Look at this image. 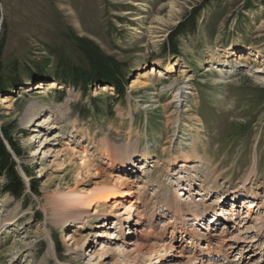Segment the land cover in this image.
<instances>
[{
	"label": "rangeland",
	"instance_id": "obj_1",
	"mask_svg": "<svg viewBox=\"0 0 264 264\" xmlns=\"http://www.w3.org/2000/svg\"><path fill=\"white\" fill-rule=\"evenodd\" d=\"M84 40L112 57L126 74L124 96L110 84L76 85L67 76L68 64L86 62L80 49ZM246 49L264 55V0H0V80L5 86L0 127L8 128L21 151L17 155L5 140L25 182V191L17 197L0 177V264L124 263L115 260L118 248L132 245L109 238L108 233L119 228L109 214L115 211L112 202L99 211L110 217L114 228L96 237L95 225L104 215L69 226L70 209L60 200L74 189L120 185L115 182L119 162L111 166L97 153L105 147L102 140L109 141L120 161L131 141L137 146L138 163L144 151L152 157L150 167L132 174L137 182L133 198H139L145 216L144 225L137 227L138 242L151 247L150 264L157 252L165 251H159L163 243L176 247L172 255L186 244L190 247L187 238L177 248L184 227L221 233L210 221L211 207L232 216L224 221L230 226L222 238L233 246L226 261L264 264V233L257 229L264 216V57H247ZM154 64L158 71L144 77ZM171 66L170 77L161 75ZM62 76L70 78L65 83L58 78ZM52 81L57 84L51 86ZM145 81L149 84L143 85ZM41 82L43 88L27 90ZM99 85L110 87L99 90ZM46 117L48 124L42 123ZM45 137L54 151L42 160ZM193 149L199 156L191 170L182 172V152ZM83 150L94 168L102 170L100 178L93 168L89 173L80 167ZM174 156L180 162L174 164ZM188 175L196 176L194 190L188 181L186 189H180L179 177ZM247 178L246 188L234 192ZM201 187L209 192L197 195ZM237 194L246 201L256 197L262 206L255 208L252 219L247 218L244 199L231 205ZM176 199H184L179 218L165 208ZM195 205L207 214L206 220L190 219L188 209L195 211ZM170 220L172 228H167ZM174 229L178 241L170 242ZM69 236L73 239L67 240ZM96 241L101 242L98 248L117 249L106 259L94 260L89 254ZM213 253L205 263L218 251ZM185 256L176 263L187 264ZM171 258L165 264H173Z\"/></svg>",
	"mask_w": 264,
	"mask_h": 264
},
{
	"label": "bare ground",
	"instance_id": "obj_2",
	"mask_svg": "<svg viewBox=\"0 0 264 264\" xmlns=\"http://www.w3.org/2000/svg\"><path fill=\"white\" fill-rule=\"evenodd\" d=\"M233 50V49H232ZM245 54L247 57L248 56H256V57H260L263 56V54H261L260 52H256L254 53L253 50L250 49H246L244 50ZM234 52H236V50H233V54ZM166 72L164 73L162 71L161 75H163L164 77L168 78L170 77V74L174 69L173 66L171 67H167ZM158 69L156 68V64H154L151 68L150 71L145 72L143 74L144 77H148L149 73L152 74L154 72H157ZM185 71V70H182ZM44 82L38 83L35 86H33L32 88H27V90L29 89H39V88H43V84ZM136 82H132L131 86L135 85ZM57 83L55 81L50 82L51 86H55ZM149 84V81H145L143 83V85H147ZM171 88L174 87V84H170ZM110 86L108 85H99L97 87V89L99 90H106L108 89ZM189 88V86L187 87ZM25 89V88H24ZM181 99H179L180 101ZM7 99L5 97L2 98V102L3 103H7ZM36 114L34 113V115L32 117H34ZM177 121V120H176ZM46 122L48 124L49 122V118H45L43 120L42 123ZM42 123H36V127H39L42 125ZM55 127V126H54ZM33 131H39L40 130L38 128H34ZM46 142L42 143L44 145H42V148L40 149L41 151H43V157L41 158L42 160H45L47 157H50L52 154V151H54V149H52L51 147L48 148V143L51 141V139H48V137L44 138ZM102 144L103 149L99 150L97 153H99L101 156L100 157H104L107 161H105L106 163L109 162V165L111 166H115L118 162H119V167H121L120 169V178L115 179L116 181L120 182V185H107V184H99V185H95L93 186L91 189H80V190H71L70 192H68L65 196V198L60 199L62 204L65 205L68 209H70V216L67 220V225L69 226H74L75 223H77L78 221H82L84 219L87 218H91V217H96V216H100V215H104V219L103 221L97 223V225H95L97 230V236L96 237H100V236H104V233H101L102 231H106L107 228L112 227L114 228V226L110 225V223H112V221H108L110 219V217H106V214H102L99 211V207L105 205L107 202H112V208L113 210H115L114 212H110L109 214H111V216H113L112 218L115 217V223L117 228V233L114 232H109V238L110 239H116L118 237L125 239V243H127V245H132L131 248H121L119 247L118 250V255L117 258L115 259L116 261H123V264H143L151 261L152 257H153V252L151 247H148L144 244H139V239H140V232L141 230L138 229V226L144 225L145 222V216L142 212V210H140V203L141 201L139 200V198H133L134 195L136 194V190L135 187L137 186V182H135V180L132 177V174L136 173L138 171L137 168L139 169H144L147 168L148 166L150 167V159L152 158L150 156V154L147 151L143 152V156H141V160L139 158V163H138V159L137 157V150H136V144L134 142H130V150H128L127 154H124V158L120 161V159H117L116 153L114 152V150L111 148V146H109V141L108 140H102ZM132 146V147H131ZM109 147V149L107 148ZM40 151V152H41ZM87 151L83 150V158L80 161V167L83 169H86L87 172L91 173L92 168L95 170L94 174L96 178H100L103 174H102V170L100 168H94V166L92 165L91 161L89 158H87ZM197 151L195 149H193V151L187 152V151H183L182 152V156H183V160L181 161L180 164V170H182V172H186L187 170H191L192 169V165H190L191 163L194 162V159L198 158L197 156ZM55 156H58V153L54 154ZM174 164L177 163L179 161L178 157L174 156L172 157L171 160ZM179 161V162H180ZM139 165V166H138ZM178 164H176L177 166ZM255 169V168H254ZM253 172V171H252ZM176 174V172H173V175ZM250 176V174H249ZM108 180L107 181H111V177L107 175ZM194 177L196 176H190L188 175V179L185 178V176L179 177V182L181 184L180 189H186V187L184 186V184L188 183L187 185L190 186V188L192 189L193 183H195V179ZM250 178H247L244 180V183L242 185L241 188H237L236 190H234V192H240L241 190L246 188L247 183L250 181ZM188 181V182H187ZM175 183V182H173ZM194 190V189H192ZM200 190V191H199ZM209 191L207 190V188H203L201 187L200 189H198L196 191L197 195H206ZM202 193V194H201ZM243 194V193H242ZM182 196H184L185 194H181ZM236 198H234V200H232V206L236 207L239 204H235L237 199H244L245 201H243L242 203H244V205H246V214H247V218H251V214L252 212H255V208H260L262 207L261 205H259L258 203H256V197H253L254 200L251 201H246V196H240V194L235 195ZM248 197V196H247ZM249 197H252L249 195ZM236 199V200H235ZM199 200V199H198ZM184 199H179V200H174L173 203H168V205L165 207L166 209H168L170 212L174 213L178 218L183 215L184 213V203H183ZM225 202V201H223ZM187 206V205H186ZM198 205H195V207L197 208ZM121 209H124L123 211H121ZM236 209V208H235ZM90 210H94V213L90 214ZM189 215H191V218L194 222L198 223V221H202V220H206L207 218V214H205L204 211H200L198 208L195 209V211H192L191 208L189 207L188 211ZM209 212H212V219L210 220L212 223H215L213 226H215V231H218V229H222L221 233H210V232H206L205 234L197 232L195 233L194 230H189V228L184 227L182 230L180 229V233L181 234V240L179 243V247L177 246V248H180L183 244V242L186 241V243L188 242V239H191V245L190 247L184 245L182 246V250L180 249L179 253L177 252V254H170L172 250L176 249L175 246H173L172 243L168 244H161V246L159 247V251L160 248L164 249L165 251L162 253L157 252V256L154 257V261H152V264H165V261L167 260V258H170L172 256L170 260H173L174 263L173 264H178L176 263V261L182 259L184 257V254L186 253L187 256V260L186 263L187 264H220V260H218L216 257L213 258V260H211V263H205L207 257L211 256V253L215 250H218V254L217 257L220 256L222 257L221 259H226L227 255L231 252L230 249L233 248V246H226L227 244L225 243V239L222 238V236H225V234L228 232V228L230 226V223L228 222H223L225 220L228 219H232V217H228V216H223L222 213H217V210L214 207H211L210 210L208 209ZM128 215V217L126 218L125 215ZM173 214V215H174ZM230 214V213H229ZM225 215V214H224ZM233 215V213H232ZM175 217V216H173ZM252 219V218H251ZM125 220V224L127 223V225L125 226V224L122 223V221ZM87 221V220H86ZM174 221V220H173ZM260 222H258L257 224V229H259L258 233H264V216H262L259 219ZM171 220L167 222V228H172L171 227ZM170 223V224H168ZM193 225V224H192ZM209 225V224H208ZM202 227V226H201ZM256 227V226H255ZM208 229H210L208 227ZM151 232V230L149 231ZM229 233V232H228ZM171 241H178V239L175 238L176 232L175 229L172 230L171 233ZM259 236V235H258ZM129 237V238H126ZM73 238L70 236L68 237L67 240H72ZM194 239L197 241H194ZM76 240V239H75ZM200 240L203 241L205 240V242L200 243ZM77 241V240H76ZM97 246H94V250L91 249L90 251L92 252L91 254H89L94 260L98 257H104V259L108 258L110 256V253H113L114 250H116L117 248H112L111 246H102L99 247L101 242L96 241ZM227 242V241H226ZM205 244V245H204ZM263 245V243H262ZM259 246V245H258ZM260 248V247H259ZM53 244H50V249L49 251L52 253L53 252ZM245 251V250H244ZM243 251V252H244ZM261 254H264V249H262V251L260 252ZM214 254V253H213ZM159 256V257H158ZM216 256V255H215ZM219 257V258H220ZM101 259V258H100ZM205 259V260H204ZM232 261H236V258H233L231 261H229L228 259V264H230V262ZM207 262V261H206ZM180 263V262H179ZM112 264H116L115 262H113ZM150 264V262H149ZM232 264V263H231ZM238 264V263H236ZM254 264V263H253Z\"/></svg>",
	"mask_w": 264,
	"mask_h": 264
},
{
	"label": "trees",
	"instance_id": "obj_3",
	"mask_svg": "<svg viewBox=\"0 0 264 264\" xmlns=\"http://www.w3.org/2000/svg\"><path fill=\"white\" fill-rule=\"evenodd\" d=\"M80 49L85 55L86 62L81 65L68 64L69 71L67 76L72 77V81L76 85L88 84L94 85L97 82L103 84H110L115 87L116 92L124 96L126 93L127 77L123 71H120L118 64L113 61V58L105 55L97 45L90 41H83L80 45ZM175 50V49H174ZM174 52H177L175 50ZM61 76V75H60ZM70 77H58L62 82H67L66 78ZM0 80V94L5 91V86ZM7 140L12 150L20 155L21 151L14 139L12 138L10 131L7 127H0V177H3L6 181L5 189H7L14 196H20L25 191V182L16 169V162L14 161L10 150L7 148L5 142ZM36 187H33L35 190Z\"/></svg>",
	"mask_w": 264,
	"mask_h": 264
}]
</instances>
